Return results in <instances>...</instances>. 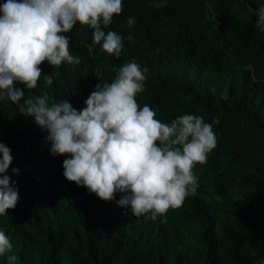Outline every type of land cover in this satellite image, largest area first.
Wrapping results in <instances>:
<instances>
[{
  "label": "trees",
  "instance_id": "trees-1",
  "mask_svg": "<svg viewBox=\"0 0 264 264\" xmlns=\"http://www.w3.org/2000/svg\"><path fill=\"white\" fill-rule=\"evenodd\" d=\"M153 2L123 0L105 29L124 37L118 59L93 47V30L77 23L65 35L81 63L56 69L43 62V74L58 75L51 86L42 76L24 98H66L80 110L97 83L135 60L148 69L137 102L161 122L183 114L219 121L215 148L193 169L196 194L155 220L133 216L68 181V157L50 153L47 131L18 104L0 101V142L12 156L5 174L19 197L0 215V230L16 264H264V32L255 27L264 0Z\"/></svg>",
  "mask_w": 264,
  "mask_h": 264
},
{
  "label": "clouds",
  "instance_id": "clouds-1",
  "mask_svg": "<svg viewBox=\"0 0 264 264\" xmlns=\"http://www.w3.org/2000/svg\"><path fill=\"white\" fill-rule=\"evenodd\" d=\"M165 2L154 0L152 6L160 8ZM123 10V0H6L0 4V101L18 104L21 114L33 116L47 131L50 153L68 157L62 162L68 181L103 201L115 200L133 216L155 220L196 194L199 184L193 169L206 163L215 148L212 124L218 120L210 124L201 116L183 114L170 123L161 122L150 106L137 102L148 69L135 60L120 66L111 82L97 83L80 110L66 98L58 102L42 95L24 98L25 89H35L42 76L51 86L58 75L43 74V62L56 69L81 63L72 55L65 35L77 23L93 30V47L100 45L118 59L124 37L105 29ZM126 23L132 27L136 18L129 17ZM255 27L264 32V6L256 11ZM10 153L0 142V215L14 209L19 198L15 182L5 174ZM118 192L122 195L117 200ZM12 249L9 237L0 230V257H6L7 264L18 260L10 254Z\"/></svg>",
  "mask_w": 264,
  "mask_h": 264
},
{
  "label": "built area",
  "instance_id": "built-area-1",
  "mask_svg": "<svg viewBox=\"0 0 264 264\" xmlns=\"http://www.w3.org/2000/svg\"><path fill=\"white\" fill-rule=\"evenodd\" d=\"M261 264L263 263V261L260 262Z\"/></svg>",
  "mask_w": 264,
  "mask_h": 264
}]
</instances>
